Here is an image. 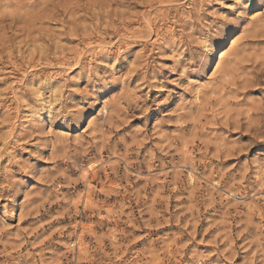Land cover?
Here are the masks:
<instances>
[{"label": "rangeland", "instance_id": "rangeland-1", "mask_svg": "<svg viewBox=\"0 0 264 264\" xmlns=\"http://www.w3.org/2000/svg\"><path fill=\"white\" fill-rule=\"evenodd\" d=\"M0 252L264 264V0L0 3Z\"/></svg>", "mask_w": 264, "mask_h": 264}, {"label": "clouds", "instance_id": "clouds-1", "mask_svg": "<svg viewBox=\"0 0 264 264\" xmlns=\"http://www.w3.org/2000/svg\"><path fill=\"white\" fill-rule=\"evenodd\" d=\"M4 0H0V3H3ZM208 51H211V48L209 47V49H207ZM102 90V89H101ZM72 114V110H66V112L64 113V115H70ZM189 163H194V162H189ZM19 249V246H15L13 248L14 251H18ZM0 255H8L7 252H0ZM0 264H18V262L16 261H12V262H9L7 260H5L4 262H0ZM26 264H31V262H26Z\"/></svg>", "mask_w": 264, "mask_h": 264}, {"label": "bare ground", "instance_id": "bare-ground-1", "mask_svg": "<svg viewBox=\"0 0 264 264\" xmlns=\"http://www.w3.org/2000/svg\"><path fill=\"white\" fill-rule=\"evenodd\" d=\"M213 54V53H212ZM36 118V117H35ZM193 174V173H192ZM191 176V175H190ZM193 176H195V175H193ZM194 179V178H193ZM89 200H91L90 198H89Z\"/></svg>", "mask_w": 264, "mask_h": 264}]
</instances>
